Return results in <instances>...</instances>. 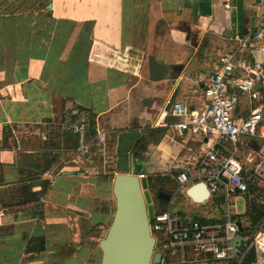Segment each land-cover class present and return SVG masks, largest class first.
<instances>
[{"label": "crops", "instance_id": "1", "mask_svg": "<svg viewBox=\"0 0 264 264\" xmlns=\"http://www.w3.org/2000/svg\"><path fill=\"white\" fill-rule=\"evenodd\" d=\"M261 1L0 0V264H101L99 243L115 211L117 173L107 158L113 149L118 156L128 131L141 132L132 152L141 145L142 153L155 115L157 126L180 142L173 154L164 136L155 143L162 157L173 156L170 171H196V156L176 154L193 151L192 143L203 151L206 140L178 137L161 123L174 121L168 112L174 101L203 107L201 80L236 36L249 37L264 19ZM249 49L236 51L237 69L241 60L251 64L261 56ZM95 52L104 58L94 59ZM149 56L168 67L161 81L149 77ZM75 108L90 118L86 155L77 152L79 134L67 128L77 117L66 113ZM249 108L244 100L240 113ZM100 133L104 142L92 143ZM37 135L43 147L35 145ZM41 191L39 201H30L31 192ZM237 201L249 220L244 200ZM207 207L201 204L195 217Z\"/></svg>", "mask_w": 264, "mask_h": 264}, {"label": "built area", "instance_id": "2", "mask_svg": "<svg viewBox=\"0 0 264 264\" xmlns=\"http://www.w3.org/2000/svg\"><path fill=\"white\" fill-rule=\"evenodd\" d=\"M236 42L229 52L218 57L216 65L201 80L203 107L196 109L174 101L168 111L174 121L161 123L178 137L199 135L206 140L208 147L197 162L196 184H206L207 202H197L188 194L193 187L191 168L179 169L176 181L195 207L209 204L216 217L212 219L209 211L199 219L173 209L154 210L150 229L159 245L155 252L162 257L159 263L152 264H244L253 251L255 264H264V19L249 37L236 36ZM238 48H250L261 56L251 64L241 60L242 68L237 69ZM94 56L97 60L103 57L99 52ZM111 58L118 63L115 55ZM244 100L249 101L250 108L242 114L240 107ZM66 116L77 117L67 128L79 134L77 152L86 155L91 147L86 139L88 113L75 108ZM104 140V133H100L91 142ZM138 176L147 179L146 174ZM238 199L246 204L244 212L248 209L250 215L263 212L257 225L250 218L249 223L241 218ZM175 201L173 196L171 205Z\"/></svg>", "mask_w": 264, "mask_h": 264}, {"label": "water", "instance_id": "3", "mask_svg": "<svg viewBox=\"0 0 264 264\" xmlns=\"http://www.w3.org/2000/svg\"><path fill=\"white\" fill-rule=\"evenodd\" d=\"M247 30L244 29V32ZM231 30L225 32L231 37ZM149 77L152 81H161L167 65L155 56L148 57ZM146 106L151 100L145 99ZM140 131H128L122 134L118 146V173L114 176L113 195L115 211L111 225L99 247L102 252L101 264H152L159 263L162 257L155 252L156 238L150 229V219L154 216V205L148 190L147 179L139 178L136 170L137 151L132 148ZM69 173V172H67ZM41 182H38L40 184ZM188 194L197 202L209 197L205 183L200 182L189 189ZM158 196L169 199L170 194L159 191Z\"/></svg>", "mask_w": 264, "mask_h": 264}, {"label": "rangeland", "instance_id": "4", "mask_svg": "<svg viewBox=\"0 0 264 264\" xmlns=\"http://www.w3.org/2000/svg\"><path fill=\"white\" fill-rule=\"evenodd\" d=\"M261 3H263V8L260 9L259 14L263 15L264 14V0H262ZM94 59H97V57L94 56ZM153 120H154V122L152 124H154L153 125L154 129L151 132L152 134L150 135L151 144L145 145V147L143 148V152L140 154L139 159H137L136 165H137V167H140V169H137L136 172H140V171L146 172V174L148 176L147 177L148 190L151 193L152 203H153L154 209L156 211L173 209L175 211L185 213V214L189 215L190 217L194 218L196 216V212L201 208L193 207L192 205H190V203L188 204V200H187V196H186L185 192L180 191L179 190V184L176 183L175 178L179 174V171L178 170L170 171L171 170L170 166L172 165L171 161H173V159H172L173 156L170 155L168 157H166V156L162 157V153H163L162 150L160 149L159 146H156L157 144H155L156 141H158L160 139L159 137L164 136L166 138L167 143L170 144L169 149L171 150V152L173 154L174 152H176V146L179 145L180 142H178V140H172L171 139L172 133L168 129H161V127H158V126H160L159 122H158L159 118L156 117V115H155ZM41 135H42V132H41ZM195 138L198 139L199 141L203 142L201 136L196 135ZM144 139H146V137H144ZM147 140H148V138H147ZM44 143L45 142H43L42 139H40V136L37 135V138L35 140V145L43 147ZM100 143H102V142L96 141L94 144H100ZM192 144H193V151H189L187 153V149L183 148L181 151H179L176 154L177 159L181 158V156H185V155L186 156L191 155L190 157H192V158L196 156V160L199 159V157L202 153L201 148H200V144L199 143H197V144L192 143ZM146 146H147V148H146ZM52 153L53 152H51V154ZM65 156H63V158H65ZM70 156L71 155L69 154L68 158H70ZM117 157H118L117 156V150L113 149L112 152L110 153V156L107 158L108 163L110 164L109 165L110 167H108V168H110V170L113 171L112 172L113 175H114V172H116V173L119 172L115 167V159ZM196 160H195V162H196ZM175 162H176V160H174L173 163H175ZM193 174H196L195 170L190 172L191 178L193 177ZM160 190H167L169 194L175 195L176 196V202L171 205L168 199L160 198L158 196V191H160ZM238 204L242 208V201H240ZM114 207H115V205H114ZM205 210L209 211V213L212 216V219H214L216 217V211L215 210L211 211L209 207L205 208ZM198 218L201 219L199 216H198ZM258 223H259V221H257L255 223V225H257ZM247 224L248 223H246V225ZM158 246L159 245L156 244V251H157ZM263 258H264V255H263ZM263 263H264V261H263Z\"/></svg>", "mask_w": 264, "mask_h": 264}, {"label": "trees", "instance_id": "5", "mask_svg": "<svg viewBox=\"0 0 264 264\" xmlns=\"http://www.w3.org/2000/svg\"><path fill=\"white\" fill-rule=\"evenodd\" d=\"M30 186H32V184H30ZM27 188H29L28 186H26V188H25V186L23 187V190H28ZM161 191V190H160ZM163 191V190H162ZM159 192V191H158ZM41 196H42V191L41 192H31V194L29 195V199H30V201H39L40 200V198H41ZM262 215H263V212H260V213H258L257 215H250L249 216V218H250V220H251V222H252V224L253 225H255V223L257 222V221H260L261 219H262ZM256 255H255V252L253 251V252H251L250 254H249V256L246 258V260H245V262H244V264H255L256 262V257H255ZM255 262V263H254Z\"/></svg>", "mask_w": 264, "mask_h": 264}, {"label": "flooded vegetation", "instance_id": "6", "mask_svg": "<svg viewBox=\"0 0 264 264\" xmlns=\"http://www.w3.org/2000/svg\"><path fill=\"white\" fill-rule=\"evenodd\" d=\"M141 146V145H140ZM139 145H137L136 147V151L138 153V155H140L141 151H142V148L140 147Z\"/></svg>", "mask_w": 264, "mask_h": 264}]
</instances>
